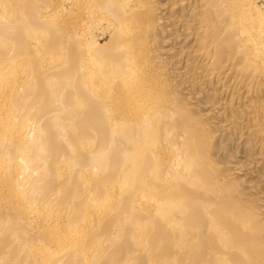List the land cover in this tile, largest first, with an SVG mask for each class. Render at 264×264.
I'll return each instance as SVG.
<instances>
[{
    "label": "bare ground",
    "instance_id": "1",
    "mask_svg": "<svg viewBox=\"0 0 264 264\" xmlns=\"http://www.w3.org/2000/svg\"><path fill=\"white\" fill-rule=\"evenodd\" d=\"M0 264H264V0H0Z\"/></svg>",
    "mask_w": 264,
    "mask_h": 264
}]
</instances>
